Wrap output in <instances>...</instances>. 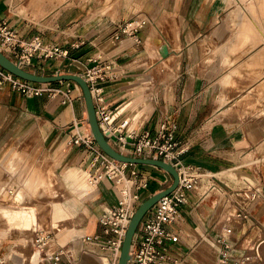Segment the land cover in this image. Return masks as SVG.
<instances>
[{"label": "crops", "instance_id": "1", "mask_svg": "<svg viewBox=\"0 0 264 264\" xmlns=\"http://www.w3.org/2000/svg\"><path fill=\"white\" fill-rule=\"evenodd\" d=\"M13 1L0 0V20L6 19L26 40L38 36L69 51L67 59H34L25 68L28 72L83 77L96 64L110 65L109 75L97 83L109 108H122L121 118H130L132 128L149 131L153 137L165 125L166 132L175 135L177 160L206 174L188 193V204L180 208L176 224L166 226L179 241L167 244L165 264H217L220 240L231 244L234 263L261 264L264 0H31L28 8L16 10ZM67 4L72 6L69 10L59 9ZM38 6L46 12L39 18L55 9L59 17L38 25L32 21L37 19ZM28 12L31 17L24 15ZM134 19L146 23L134 35L116 39L120 27ZM47 84L63 90L70 86L73 103L64 104L62 95L29 98L9 84L0 93V178L15 181L12 167L16 159L23 163L18 155L30 156L37 150L36 164L53 167L64 191L62 200L50 209L53 227L58 229L53 233L54 245L68 250L76 264H103L98 256H109L101 244L83 238L102 234L100 217L119 201L120 189L109 179L90 189L91 154L85 145L74 142L90 132L84 124L88 114L81 88L71 81ZM132 102L148 103L138 108L137 121L129 108ZM136 168L149 181V187L140 191L139 207L174 182L160 167ZM229 169L241 170L258 185L260 193L254 201L241 192L244 184L236 186L222 177ZM238 204L246 205L249 218L236 217ZM230 211L235 213L233 219ZM7 212L12 217L24 213ZM30 214L24 217L35 225V215ZM29 254L24 235L13 237L11 231L0 235V259L24 264ZM30 262L34 264L33 258Z\"/></svg>", "mask_w": 264, "mask_h": 264}, {"label": "built area", "instance_id": "2", "mask_svg": "<svg viewBox=\"0 0 264 264\" xmlns=\"http://www.w3.org/2000/svg\"><path fill=\"white\" fill-rule=\"evenodd\" d=\"M135 21L136 19L121 26L116 39H119L121 34L134 35L146 23L144 21L140 25L133 26ZM0 51L22 69L31 66L34 59L59 60L69 57L67 49L57 44H47L38 36L30 40L22 38L6 19L0 20ZM110 70V65L96 64L83 76L91 89L100 129L110 145L113 146L112 142H114L122 154H135L140 158L168 162L179 173L178 187L161 198L142 220L135 234L129 260V264H165L169 260L167 244L179 241L178 236L166 226L176 224L180 208L188 204V193L206 174L199 168L184 166L177 160L175 135L173 132L167 133L165 125L162 126L161 132L153 137L149 131L140 133L131 128V119L121 118L119 109L109 108L103 91L97 83L105 80ZM8 84L13 91L29 98L48 94L50 97L62 95L64 104H71L74 101L73 89L70 86L63 90L51 87L49 84H36L17 77L0 66V93ZM74 142L80 146L85 145L91 154L89 176L92 183L99 185L104 179H109L117 185L125 182L120 190L119 201L103 210L100 217L102 234L83 238L86 243L101 244V250L109 256L107 264H118L129 226L139 207L140 191L149 187L148 178L140 174L136 165L120 162L106 154L91 134L83 137L78 135ZM175 160L177 161L173 164ZM243 183L246 189L241 192L248 200L254 201L260 193L258 185L247 179ZM171 185L172 183L169 182L166 187L169 188ZM236 217L238 219L250 217L246 205H237ZM220 242L222 249L217 264H236L232 260L231 244L228 241L220 240ZM53 245V232L37 231L34 247L41 252L42 264H76L70 258L68 250L63 247L54 249ZM0 264L9 263L0 259ZM240 264H244V260H241Z\"/></svg>", "mask_w": 264, "mask_h": 264}, {"label": "rangeland", "instance_id": "3", "mask_svg": "<svg viewBox=\"0 0 264 264\" xmlns=\"http://www.w3.org/2000/svg\"><path fill=\"white\" fill-rule=\"evenodd\" d=\"M52 1L57 3L58 0H52ZM63 1L68 2V0H63ZM73 1L75 2L79 1L80 3L81 0H73ZM30 3L31 0H14L13 10H16V8L18 9L19 7H24V6L28 8L30 6L28 4ZM51 6L52 5H49L48 9H50ZM71 7L70 4L69 5L67 4V5H63L62 7H59V9H64L65 12V10L67 9L69 10V8ZM59 9H55L47 17L41 19L39 18L40 15L43 16L45 15L46 12H44L43 7L38 6V12L35 14L36 16L34 15V18L37 17V19L32 20L31 18V20L37 24L38 23L42 24L47 19L49 21H55L56 20L55 18L59 17L56 15V12ZM21 10L22 8L20 9V11ZM24 15H29L30 17L32 16L31 12L30 13L28 12L27 14ZM23 69L26 70L25 68ZM71 82L75 83L79 87V89L81 88V86L78 83L74 81ZM36 84H42V83H36ZM81 91L83 93L82 88ZM145 104L148 103L132 102L131 106L129 107L131 108V112L132 111L134 112L133 117L136 119V121L140 116L139 114L140 110H138V108L142 107ZM84 124L90 127L87 121H84ZM89 134H90L89 132H86L84 133V136ZM112 144L114 146L112 147L116 151L121 153L119 148H117L118 145L115 146L114 142H112ZM36 152L37 150H34V152H32L30 156L26 155L25 153L18 155L20 159L23 158L22 161L23 163L20 164V160L16 159V164L12 167L11 172L12 174L16 175L15 181H8V179L3 180L0 178V235L1 234L5 235L9 231H11L13 237L17 236L22 238L24 235L25 240L28 243V247L30 248V254L29 256H27V258L25 257L24 264H31L30 261L32 260L34 251L36 250L34 247V238L36 236L37 231L45 230L46 232H53L56 234L58 229L57 227H53L52 220L50 218V209L52 203L62 200L61 196L64 192L60 182L56 177L54 170L52 169L53 167H51L50 165L46 166V165L36 164L37 161L34 158ZM124 155L130 157H136L135 155H127V154ZM136 158H140V157H136ZM88 171L90 173L91 168ZM243 184H244L243 181L242 182L240 181V184L235 183L236 186L237 185L242 186ZM90 189L92 191L93 187L90 186ZM9 191H11L12 193H10ZM228 210L230 209L228 208ZM7 211H15V212L23 211L24 213H18L16 214L17 216L15 215V217H12ZM230 212L232 213V216L230 218L233 219L235 217V213L233 211ZM30 213H32V215H35V225L32 224V222L29 219H26V217H24ZM27 225H29V227H26ZM59 225L62 226L63 223H60ZM53 247L54 249H56L55 245H53ZM205 249L210 251L208 247H205ZM251 255H254L253 251L251 252ZM40 260L41 257H39V261ZM263 260L261 259L260 261L261 264H264ZM244 264H246V262Z\"/></svg>", "mask_w": 264, "mask_h": 264}, {"label": "water", "instance_id": "4", "mask_svg": "<svg viewBox=\"0 0 264 264\" xmlns=\"http://www.w3.org/2000/svg\"><path fill=\"white\" fill-rule=\"evenodd\" d=\"M167 54H168L167 48L164 47L162 50V55L166 56ZM0 66L4 68L6 71L14 74L15 76L30 82L47 84V83H55V82H63V81H74L78 83L81 86L84 93L86 106H87V114H88L87 122L90 125L91 133L94 136L100 148L106 154H108L110 157L120 162L130 163L134 165H152V166L160 167L173 176L174 182L171 185V187L153 195L144 203H142L140 207L137 209L129 226L119 261V264H129L130 254H131L135 234L137 233V230L143 218L158 203V201L161 198L169 195L178 187L179 184L178 171L170 163L159 159L130 157L116 151L110 145V143L108 142V140L106 139V137L104 136L103 132L100 129L91 89L88 83L86 82V80L82 76L73 75V74H64V75H56V76L48 77V76L33 74L17 66L2 51H0Z\"/></svg>", "mask_w": 264, "mask_h": 264}, {"label": "bare ground", "instance_id": "5", "mask_svg": "<svg viewBox=\"0 0 264 264\" xmlns=\"http://www.w3.org/2000/svg\"><path fill=\"white\" fill-rule=\"evenodd\" d=\"M141 23H140V21H138V20H136L135 22H134V25L133 26H135V25H140ZM124 110L121 108V110H120V114H122L123 115V112ZM87 126V125H86ZM88 127V129H89V133L90 134H92L91 133V129H90V127L89 126H87ZM209 176H211V175H209ZM205 178H206V176H204ZM222 177L224 178V179H226V180H229V181H233L234 183H236V184H240V181L242 182V181H244L246 178L247 179H251V178H248V175H246V174H244L241 170H239V169H229V170H226V171H224L223 173H222ZM88 183H89V185L91 186V187H93V188H95V187H98V185H96L95 183H92L91 181H90V176H89V179H88ZM120 185H122L121 187H120ZM124 185H125V182L123 183V182H121V183H119L118 184V187H119V189L121 190L123 187H124ZM206 189H207V187H204V192L206 191ZM210 196H211V194L209 193L208 195H207V197H206V199H209L210 198ZM84 235H81V236H79V237H77L78 239H80V238H82ZM41 256V252L40 251H37V250H35L34 251V257H33V262H34V264H40V261H39V257ZM98 258L99 259H101V261H102V263L103 264H107L108 263V258L106 257V256H98ZM120 261V260H119ZM119 264V263H118Z\"/></svg>", "mask_w": 264, "mask_h": 264}]
</instances>
